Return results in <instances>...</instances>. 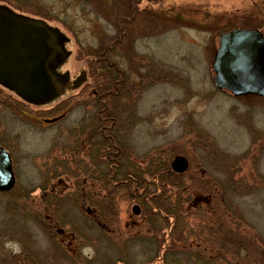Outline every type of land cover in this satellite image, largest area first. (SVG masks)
Returning a JSON list of instances; mask_svg holds the SVG:
<instances>
[{"label": "rangeland", "instance_id": "rangeland-1", "mask_svg": "<svg viewBox=\"0 0 264 264\" xmlns=\"http://www.w3.org/2000/svg\"><path fill=\"white\" fill-rule=\"evenodd\" d=\"M69 2L14 4L69 37L54 68L69 80L43 104L0 84L16 177L0 264H264V96L218 89L211 68L222 32H264V0L141 1L168 17L141 16L113 50L101 0Z\"/></svg>", "mask_w": 264, "mask_h": 264}, {"label": "water", "instance_id": "water-1", "mask_svg": "<svg viewBox=\"0 0 264 264\" xmlns=\"http://www.w3.org/2000/svg\"><path fill=\"white\" fill-rule=\"evenodd\" d=\"M66 34L43 20L15 12L0 4V84L26 101L43 104L57 93L69 75L58 76L54 68L66 60ZM212 69L218 89L235 96H264V35L260 30L233 28L223 32ZM77 86L84 75L79 76ZM172 168L182 173L188 168L183 155H177ZM16 183L13 160L0 145V192ZM138 212V207H134Z\"/></svg>", "mask_w": 264, "mask_h": 264}, {"label": "flooded vegetation", "instance_id": "flooded-vegetation-1", "mask_svg": "<svg viewBox=\"0 0 264 264\" xmlns=\"http://www.w3.org/2000/svg\"><path fill=\"white\" fill-rule=\"evenodd\" d=\"M34 0H0V4L2 5H8L11 6L15 11L24 14L28 17L34 18V19H38V20H44L47 21L49 20L46 17H41V16H37L35 15V12L31 13L28 12L29 9H26L24 7L20 8H15L14 4L17 5H21V4H32ZM100 1V0H99ZM141 1H147L151 2L153 0H111V1H107V0H101V6L99 7L100 11L99 12H95L92 13L94 14V16H96V18L102 20V21H106L109 22L110 20H114L115 22L113 23V26H115V30H116V38L113 41L112 45L109 47H106L103 45L104 49H114L116 46V41L120 42L122 40V37L124 35H126V31L128 30V28H131V24L139 21L138 19L141 18V16H144L145 18H148L150 15H156L159 18H164L166 19L168 17V9H165V13L163 14L162 12L159 11H155L156 13H154V11H152V9L146 7H139L140 2ZM157 1V3H161V0H155V2ZM62 3L67 4L69 6V8L72 7V3L69 2V0H62ZM181 5V4H180ZM180 5H172V7L170 8L169 11L173 12V14H177V9L180 8ZM94 10V8H93ZM180 10V9H179ZM95 11H97V9H95ZM160 13V14H157ZM258 29V28H255ZM263 32V31H262ZM264 34V32H263ZM118 37L120 39H118ZM114 44V45H113ZM95 94H98V92H95ZM97 100L99 102L102 103V106H105V100L108 97H111V91H107V92H102L100 94L97 95ZM102 110H99V120H100V124L99 126H97L98 129L101 130V132H104L106 128H109L107 126H105V124H108V122H112V117H101V113ZM101 127V128H100ZM104 130V131H103ZM107 138H109L107 136ZM110 153L108 152L107 155L105 156H101V157H110ZM135 211V210H134ZM138 212H139V208H138Z\"/></svg>", "mask_w": 264, "mask_h": 264}]
</instances>
